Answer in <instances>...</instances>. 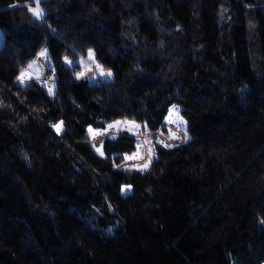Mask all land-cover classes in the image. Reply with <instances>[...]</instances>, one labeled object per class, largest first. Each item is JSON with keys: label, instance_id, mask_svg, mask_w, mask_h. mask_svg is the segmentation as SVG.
Listing matches in <instances>:
<instances>
[{"label": "trees", "instance_id": "1", "mask_svg": "<svg viewBox=\"0 0 264 264\" xmlns=\"http://www.w3.org/2000/svg\"><path fill=\"white\" fill-rule=\"evenodd\" d=\"M0 32V162L18 210L0 218V264H77L81 253L90 264L259 263L264 0H0ZM42 45L51 94L17 80ZM87 50L108 78L77 77V64L63 62ZM171 104L188 137L153 138L144 170L115 166L133 135L105 136L97 153L85 130L117 117L156 130ZM246 167L261 180L239 212L227 210L218 196Z\"/></svg>", "mask_w": 264, "mask_h": 264}, {"label": "rangeland", "instance_id": "2", "mask_svg": "<svg viewBox=\"0 0 264 264\" xmlns=\"http://www.w3.org/2000/svg\"><path fill=\"white\" fill-rule=\"evenodd\" d=\"M30 11L36 17L42 13V9L37 3H34ZM39 13V15H37ZM2 35L0 32V44ZM44 55H41V53ZM91 52V57L89 53ZM66 65L77 64L75 72L77 77L86 78L89 81H95L98 77L108 78L109 72L103 69L94 59L93 52L87 50L85 53H78L73 58H63ZM23 72V73H22ZM22 73V74H21ZM21 74V75H20ZM20 75V76H19ZM17 80L26 81L31 78L42 83L48 93H53L55 74L51 68L49 57L45 45L39 47L35 56L28 61L25 68L19 73ZM23 78L20 79V77ZM25 76V77H24ZM51 89V91H49ZM62 128L61 120H56L52 123V129L58 133ZM86 133L89 136L90 142L97 153H101V140L105 136H114L119 133L131 134L135 137V147L130 152H124L122 160L117 163L119 167H129L144 170L147 168L149 162L156 157L155 152L151 147L152 139L161 143L164 146H172L176 143L183 142L187 139L186 122L179 113L177 104L168 106L166 114L162 119L161 127L156 130L147 129L142 122L128 119V118H114L105 123L103 127H93L87 125L85 127ZM116 166V165H115ZM261 175H253L249 168H244L238 175L230 182V184L218 196L219 204L227 210L233 212L240 211L242 198L247 193H254ZM36 197L50 210H53L51 199L47 193L42 191L36 184L31 183ZM129 186L124 184L121 188L122 192H127ZM0 192L2 202L5 208H0V218L4 216L18 215L16 207V187L13 179L7 174L3 164L0 162ZM259 209L264 213V195L259 200ZM80 237L83 238L85 230L82 222L76 214L64 215ZM251 218V216H250ZM251 234V224L248 222L246 228L243 230V240L247 241ZM260 259L258 264H264V244L254 248ZM77 264H90L84 255L81 253L77 260Z\"/></svg>", "mask_w": 264, "mask_h": 264}, {"label": "snow or ice", "instance_id": "3", "mask_svg": "<svg viewBox=\"0 0 264 264\" xmlns=\"http://www.w3.org/2000/svg\"><path fill=\"white\" fill-rule=\"evenodd\" d=\"M37 15H39V13H37ZM41 55H44V53L42 52ZM89 55L91 57V52L89 53ZM108 74L110 75L111 73H108ZM49 91H51V89H49Z\"/></svg>", "mask_w": 264, "mask_h": 264}, {"label": "crops", "instance_id": "4", "mask_svg": "<svg viewBox=\"0 0 264 264\" xmlns=\"http://www.w3.org/2000/svg\"><path fill=\"white\" fill-rule=\"evenodd\" d=\"M123 155V154H122ZM116 167H119L117 164H116ZM140 170V169H139Z\"/></svg>", "mask_w": 264, "mask_h": 264}, {"label": "bare ground", "instance_id": "5", "mask_svg": "<svg viewBox=\"0 0 264 264\" xmlns=\"http://www.w3.org/2000/svg\"><path fill=\"white\" fill-rule=\"evenodd\" d=\"M25 77V76H24ZM23 78V76L20 77V79Z\"/></svg>", "mask_w": 264, "mask_h": 264}]
</instances>
